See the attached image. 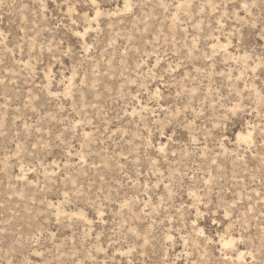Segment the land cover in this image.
I'll list each match as a JSON object with an SVG mask.
<instances>
[{
	"label": "rangeland",
	"instance_id": "obj_1",
	"mask_svg": "<svg viewBox=\"0 0 264 264\" xmlns=\"http://www.w3.org/2000/svg\"><path fill=\"white\" fill-rule=\"evenodd\" d=\"M0 264H264V0H0Z\"/></svg>",
	"mask_w": 264,
	"mask_h": 264
}]
</instances>
